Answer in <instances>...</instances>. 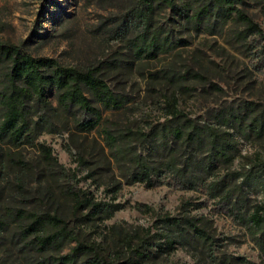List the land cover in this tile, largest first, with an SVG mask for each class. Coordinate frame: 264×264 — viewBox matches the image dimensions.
Returning <instances> with one entry per match:
<instances>
[{
    "label": "rangeland",
    "instance_id": "1",
    "mask_svg": "<svg viewBox=\"0 0 264 264\" xmlns=\"http://www.w3.org/2000/svg\"><path fill=\"white\" fill-rule=\"evenodd\" d=\"M123 2L0 0V42L64 66L97 71L111 88L129 97L122 109L108 111L88 93L113 130L151 134L167 123L166 97L172 95L179 99V108L200 124L218 126L222 122L217 114L246 101L264 111V0H237V7L260 26L263 36L249 35L243 24L225 23L217 16L195 28L172 8L158 9L155 23L164 29L173 49L141 61L129 58L123 42L108 32ZM115 60H121V65H115ZM6 68L0 63V75ZM48 99L58 107L52 88ZM41 115L31 118L36 121ZM86 119L91 116L77 108L59 110L38 130L35 144L49 147L57 166L48 164L35 145L15 148L0 139V219L4 223L0 264H41L43 256L57 255L40 254L30 240L22 238L16 212L47 209L70 217V202L62 195L67 189H81L96 201L121 206L112 218L83 226L84 238L103 244L104 258L111 264H241L240 259L264 264V251L248 221L254 206L264 200V134L242 132L236 126L228 129L236 144L232 159L219 160L194 190L169 185L171 179L149 188L125 184L103 149L100 132L77 130L76 120ZM168 143L175 146L173 138ZM134 144L144 155L153 152L151 140ZM161 154L155 151L153 157L158 160ZM205 155L196 152V157ZM164 214L201 218L212 242L169 247L164 238L154 237L163 233L158 217ZM136 233L150 237L153 244L146 257H138L116 237ZM74 245L60 254L69 253Z\"/></svg>",
    "mask_w": 264,
    "mask_h": 264
},
{
    "label": "trees",
    "instance_id": "2",
    "mask_svg": "<svg viewBox=\"0 0 264 264\" xmlns=\"http://www.w3.org/2000/svg\"><path fill=\"white\" fill-rule=\"evenodd\" d=\"M123 1L121 14L113 20L114 24L108 32L116 34V38L123 42L128 57L135 61L156 59L173 49L164 29L154 20L156 11L166 7L183 14L186 23L195 28L217 16L225 23L235 21L243 24L249 35L263 36L260 26L237 7V0ZM115 61V65H121V60ZM0 63L7 65L0 75V139L15 148L25 144L37 146L51 166H57L58 162L49 147L35 144L38 130L44 127L54 112H67L72 108L91 116V119L76 120V128L80 132H100L103 149H107V157L118 167L125 184L142 183L149 188L166 184L167 179H171L174 182H168L169 185L194 190L201 176L215 170L219 160L232 159L231 153L236 150V144L230 138L228 129L236 126L242 132L249 131L257 136L264 134V111H260L253 101L217 114L222 123L214 126L200 124L189 117L179 108V99L175 95L166 97L167 123L151 134L133 129L113 130L104 120L102 109L93 105L88 93L108 111L122 109L129 103V97L111 88L97 71L64 66L50 57H35L24 52L20 46L7 42H0ZM193 76L202 78L199 74ZM51 88L56 91L58 107L49 102L48 90ZM39 112L43 115L33 121L31 117ZM169 138L174 139L175 146L168 143ZM148 140L154 142L153 152L144 155L134 142ZM160 150L161 157L156 160L154 152ZM196 152L207 155L199 158ZM216 183L218 186L221 184ZM215 189L219 190L217 186ZM62 195L70 202V217L47 209L16 212L17 219L21 220L19 229L22 238L30 240L40 254H57L43 256L41 264H111L104 258L103 244L84 238L83 226L95 220L112 218L121 206L96 201L81 189H67L62 191ZM248 221L253 238L264 251V200L254 206ZM158 223L163 233L154 237L164 238V243L171 248L175 244L188 245L191 241L203 245L212 242V236L201 218L164 214L158 217ZM3 225L0 219V227ZM116 237L141 258L146 257V250L153 245L150 237L140 233ZM73 242L75 245L69 253L60 254ZM240 263L253 264L246 259H240Z\"/></svg>",
    "mask_w": 264,
    "mask_h": 264
}]
</instances>
